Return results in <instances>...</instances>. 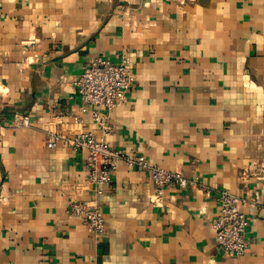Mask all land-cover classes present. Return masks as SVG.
I'll return each mask as SVG.
<instances>
[{
  "label": "crops",
  "instance_id": "1",
  "mask_svg": "<svg viewBox=\"0 0 264 264\" xmlns=\"http://www.w3.org/2000/svg\"><path fill=\"white\" fill-rule=\"evenodd\" d=\"M96 56L133 73L102 138L187 180L156 202L119 163L99 238L65 212L94 198L86 151L46 146L100 136L75 83ZM223 190L247 218L239 257L214 242ZM0 264H264V0H0Z\"/></svg>",
  "mask_w": 264,
  "mask_h": 264
},
{
  "label": "built area",
  "instance_id": "2",
  "mask_svg": "<svg viewBox=\"0 0 264 264\" xmlns=\"http://www.w3.org/2000/svg\"><path fill=\"white\" fill-rule=\"evenodd\" d=\"M132 81L133 73L126 57L123 56L119 62H112L101 56L93 57L83 66L75 83L81 103L80 109L89 114L100 136L87 130H81L71 136L56 132L47 133L48 148L55 147L58 142H64L75 151H86L85 183L91 188L94 198L71 201L65 212L69 217L80 219L95 238L101 237L105 231L98 198L110 184L119 163L148 170L156 187V202L161 201L163 191L170 182L176 181L181 188L187 185V180L180 172L151 166L144 155H128L102 138L109 133L108 111L123 101ZM74 120L81 123L79 117H74ZM28 122V116L24 115L21 124L27 125ZM218 203V211L211 222L214 242L225 255L242 256L247 248V218L241 209V201L234 193L223 190L219 193Z\"/></svg>",
  "mask_w": 264,
  "mask_h": 264
}]
</instances>
